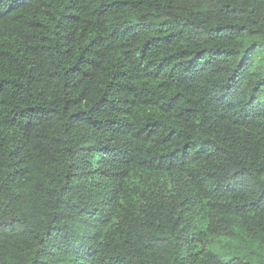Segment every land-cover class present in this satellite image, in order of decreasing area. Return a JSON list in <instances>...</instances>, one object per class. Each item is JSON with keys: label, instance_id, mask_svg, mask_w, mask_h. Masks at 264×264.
I'll return each instance as SVG.
<instances>
[{"label": "trees", "instance_id": "trees-1", "mask_svg": "<svg viewBox=\"0 0 264 264\" xmlns=\"http://www.w3.org/2000/svg\"><path fill=\"white\" fill-rule=\"evenodd\" d=\"M0 264H264V0H0Z\"/></svg>", "mask_w": 264, "mask_h": 264}]
</instances>
